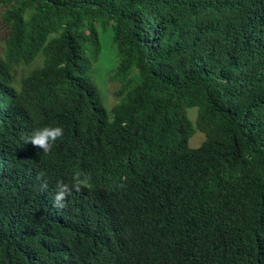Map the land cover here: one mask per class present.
Returning <instances> with one entry per match:
<instances>
[{
	"label": "trees",
	"instance_id": "1",
	"mask_svg": "<svg viewBox=\"0 0 264 264\" xmlns=\"http://www.w3.org/2000/svg\"><path fill=\"white\" fill-rule=\"evenodd\" d=\"M0 6V264H264V0ZM44 126L49 153L25 143ZM76 170L91 186L55 207Z\"/></svg>",
	"mask_w": 264,
	"mask_h": 264
},
{
	"label": "rangeland",
	"instance_id": "2",
	"mask_svg": "<svg viewBox=\"0 0 264 264\" xmlns=\"http://www.w3.org/2000/svg\"><path fill=\"white\" fill-rule=\"evenodd\" d=\"M5 7L0 6V49L2 46V42L5 40L8 34V25L6 24V20L4 19L2 12ZM103 51L99 61L96 63L93 75L94 80L97 82L100 92L103 97L104 104L108 109H111L118 103V97L116 95V91H118L120 87V83L111 78L112 72L116 66V55L115 48L112 44V35L111 31L103 34ZM197 108H190L188 110L189 117L194 121L197 117ZM202 136L197 133L194 138L190 140V147L196 148L201 144Z\"/></svg>",
	"mask_w": 264,
	"mask_h": 264
},
{
	"label": "clouds",
	"instance_id": "3",
	"mask_svg": "<svg viewBox=\"0 0 264 264\" xmlns=\"http://www.w3.org/2000/svg\"><path fill=\"white\" fill-rule=\"evenodd\" d=\"M64 128L62 126H44L33 130L25 137V143L42 149L44 153H49L56 142L63 138ZM43 173L38 176V179L43 178ZM92 177L82 171L76 170L73 172L70 182L58 181L56 185V192L54 195V206L57 208H64L68 198L74 191L78 192L84 188L91 186ZM48 183L45 180L41 184V188L47 190Z\"/></svg>",
	"mask_w": 264,
	"mask_h": 264
}]
</instances>
